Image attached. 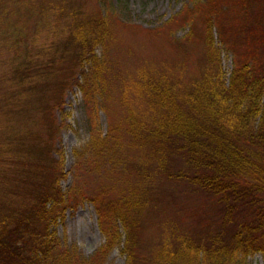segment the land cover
Returning <instances> with one entry per match:
<instances>
[{
    "label": "trees",
    "instance_id": "1",
    "mask_svg": "<svg viewBox=\"0 0 264 264\" xmlns=\"http://www.w3.org/2000/svg\"><path fill=\"white\" fill-rule=\"evenodd\" d=\"M7 1L0 0V264H69L71 248L47 228L66 203L61 158L51 147L60 127L53 110L73 83L89 123L86 153H75L87 169L77 177L91 167L98 178L127 176L115 178L112 197L102 195L103 184L85 194L105 234L101 252L118 241L121 226L127 264H143L135 249L145 211L161 216L166 238L150 261L183 264L185 254L190 261L199 253L215 264L255 250L264 257V0H188L164 25L138 26L153 38L173 23L186 31L170 33L151 63L114 85L98 77L126 23L112 10L120 0L18 1L25 11L36 8L30 30ZM216 40L232 55L227 79ZM109 87L121 94L123 111L104 131L94 130L88 114L98 101L110 109L113 98L102 101ZM131 93L144 100L141 112ZM192 193L203 197L202 207L187 205Z\"/></svg>",
    "mask_w": 264,
    "mask_h": 264
},
{
    "label": "rangeland",
    "instance_id": "2",
    "mask_svg": "<svg viewBox=\"0 0 264 264\" xmlns=\"http://www.w3.org/2000/svg\"><path fill=\"white\" fill-rule=\"evenodd\" d=\"M18 1L22 2V0H9L7 4L14 2L18 14L20 16L25 14V27L30 30L35 25L34 16L37 13L36 8L31 7V11H25L22 7H18ZM52 1L54 2V0ZM186 1L188 0H120L114 4L112 10L119 14L117 20L119 19L126 23L117 30L119 41L108 47L107 66L104 68L102 75L98 77L101 85H111L112 83L114 85L120 77L129 82L131 73L137 72L143 62L151 63V55L154 56L155 53H159L163 48L165 49L170 33L174 36L183 34L186 31V27L177 23L170 24V28L165 27L161 30L162 37L158 36V38H153L149 34L142 33L138 29V26L144 28L164 25L163 21L179 11ZM212 32L213 36H215L214 28ZM215 43L220 49V63L224 73L223 77L227 79L232 67V55L217 40ZM159 44H161V50H154ZM101 48L100 43H95L94 49L97 54L100 53ZM126 49H132V53L126 54ZM145 68H147V65ZM78 77L79 73L77 72L74 80H79ZM107 93L109 97L102 99V101L105 104L107 100L111 101L113 98L110 103V109L105 110L98 101L95 109H92V115L88 114L93 119L94 125L92 123V129L94 130L104 131L108 122H112L114 117H119L123 111L119 102L121 94L116 92L115 88L111 89L110 87L108 90L105 89L104 96ZM63 94L62 103L53 110L54 119L60 124V127L55 130L51 147L54 144V148H57V150L52 151L53 156L57 157L59 155L61 158L60 168L63 175L59 177L58 183L63 191L62 194L66 203L60 214L51 221L47 231L58 239L59 245L71 248L72 253L69 264H127L125 252L122 250L124 232L121 226L119 227L121 236L118 241L114 242L109 249L101 252L104 249L102 247L104 246L105 234L99 227L98 213L94 202L85 197L86 193L97 189L98 184L108 187V191L102 194L104 197H112V194H116L119 191L118 189L109 191L111 186H113L112 183H114L115 178L121 177V181H123L127 176L126 174H107L102 178H98L96 177L98 175L95 171L96 168L91 167L89 175L85 173L81 177H77V173L82 172L83 169H87L82 164L81 167L77 166V157L75 156V153L77 155L86 153L83 144L87 140L89 132V123L85 121L87 111H85L81 103V93L75 83L67 87L63 91ZM129 99H134L137 105L135 109L141 112V109L144 108V100L134 93L129 95ZM3 117V112L0 110V132L4 126ZM105 170L104 166H99L97 169L99 173H104ZM153 172L155 173L152 169L150 174L156 177V174ZM93 179L95 181H92ZM168 185L172 189L176 186L175 183H168ZM88 186H91L90 190ZM186 201L187 205H197V207H202L203 205V197L195 196L194 193L187 195ZM174 218H172L173 221ZM191 218L190 215H186L183 221L188 223L191 221ZM177 220L179 222L178 218ZM140 225L141 246L135 250L140 259L144 260L143 264H160L150 261L149 257H152L154 253L161 249L162 241L164 242L166 239L163 240L165 232L162 227L161 216H149L143 211L140 217ZM174 239L175 234L171 233L170 238H167L166 241L169 249L175 247L176 242ZM236 255L240 259L236 260L233 258L230 260L225 258L215 264H264V257L260 250L248 252L244 256L242 253L237 252ZM186 258L187 254H185L183 264H212L207 258L201 259L199 253L197 256H193L190 261Z\"/></svg>",
    "mask_w": 264,
    "mask_h": 264
}]
</instances>
